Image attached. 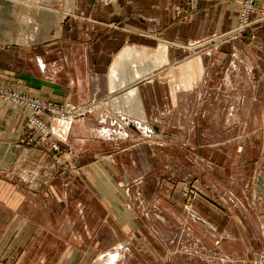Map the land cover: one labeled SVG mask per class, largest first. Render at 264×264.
I'll use <instances>...</instances> for the list:
<instances>
[{
	"label": "crops",
	"instance_id": "crops-1",
	"mask_svg": "<svg viewBox=\"0 0 264 264\" xmlns=\"http://www.w3.org/2000/svg\"><path fill=\"white\" fill-rule=\"evenodd\" d=\"M31 1L34 0H0V86L60 103L105 99L107 106L94 116L76 121L49 118L50 125L72 144L79 158H93V152L87 150H92L94 143L100 144L96 147L102 150L105 143L133 139L134 132L126 127L131 121L138 123L140 130L157 125L155 137L165 138L167 114L176 111L173 100L177 98L181 104L182 91L186 96L195 93L189 98L202 107L192 113L199 127L195 136L197 141L200 139L194 147L208 154L201 156L199 163L207 168L200 165L205 174L201 178L206 184L210 182V188L206 186L209 197H200L195 212L202 221L212 224V235L217 237L220 226L216 218L225 214L226 208L231 256L240 264H264V238L260 235L264 205H259V220L254 207L242 199L247 195L264 196V23L253 22L242 37L215 51L207 47L195 51L176 42L193 46L195 41L229 30L238 16L235 5L221 0H192L194 10L186 21L176 16V6L182 0H48L53 7L48 18L47 14L42 17L32 11ZM256 2L264 8V0ZM164 71L170 72L171 81L161 80ZM198 88L207 90L201 95ZM209 88L220 92L218 97L211 96ZM168 90L171 103L165 99ZM169 103L174 106L172 111L168 110ZM27 113L26 107L0 98L1 181L19 161ZM203 118L209 120L208 126H203ZM205 136L207 139L201 143ZM27 159L23 170L35 173V179L42 181L46 177L40 171L44 164L36 165ZM137 159L133 158L135 167ZM223 167L229 183L226 192L240 203L239 207H226L212 189V183L217 181L214 173ZM116 170H120V178L122 170ZM129 171L130 165L126 172ZM129 178L126 176L127 186ZM69 180L52 184L48 179L37 191L17 180V191L10 184L0 190V237L12 227L15 213L25 216L29 206L36 211L53 209L58 204L69 209L76 202L75 195L70 196L73 191L84 192L78 202L86 206L82 199L90 200L86 199L87 189L75 185L73 177ZM116 182L123 187L121 180ZM97 184L96 189L102 190L98 179ZM68 218L43 223L33 218L39 226L38 235L34 245L22 254L21 264H60L61 242L66 237L56 234L54 227L61 224L71 231L74 222ZM47 226L52 227L58 249L45 246L51 236L45 234ZM222 240L218 239L221 247L225 246ZM110 252L115 251H109L105 262L113 256Z\"/></svg>",
	"mask_w": 264,
	"mask_h": 264
},
{
	"label": "rangeland",
	"instance_id": "rangeland-1",
	"mask_svg": "<svg viewBox=\"0 0 264 264\" xmlns=\"http://www.w3.org/2000/svg\"><path fill=\"white\" fill-rule=\"evenodd\" d=\"M34 1L29 3L32 11L42 17H46L45 14H47L48 18L53 10L48 0ZM221 1L235 5L238 13V6L234 1ZM192 4V0H182V3L176 6V16L188 21L194 10ZM223 32L226 31H219L204 40L195 41L193 46L185 42L177 41L176 43L188 50L189 48L195 51L202 50L204 47L208 48V45L210 47V39L213 36ZM204 42L209 43L206 46ZM211 51H215V49H211ZM160 78L164 82L172 80L170 72L166 71L160 75ZM209 89L212 90L211 96L218 97L220 92L215 88ZM206 90L196 89L201 95L205 94ZM168 93L169 96L165 99L166 102L170 101L171 103L170 91ZM194 94L186 96L182 91L181 104L177 98L173 100L177 103L176 111L173 114H167L166 130L168 134L165 138L155 137L156 126L154 124H150L151 127L146 126L143 130L126 125L130 131L134 132L133 139L116 140L110 145L105 143V149L102 150L96 147L100 144L94 143L91 145L92 150H87L93 152V158L76 156L75 148L73 149L72 144L64 140V136L58 135L57 129H53L50 125L49 118L76 121L86 115L94 116L102 110L107 102L105 99H89L80 103L70 100L60 103L35 96L54 106H59V108L61 106L70 110V104H72L79 109V113L72 116L69 113L62 115L60 110L54 113H45L41 117L42 120L40 118L39 121L46 122L50 126L49 129L38 126L40 122L34 127H26L30 112L26 105L22 106L26 107L28 111L21 132V138L24 141L21 143L23 149L19 154V161L9 172L4 174V181L0 180V190L10 184L17 191L19 188L17 180H19L24 187L37 191L48 179L52 184H56L57 180H60L61 183H68L69 179L73 177L75 185H82L83 189H87L86 199L90 198L91 201L82 199L86 205L82 207L78 202V197L84 192L73 191L70 196L75 195L76 202L70 205L69 209L60 208L58 204L53 209L36 211L29 206L25 214L28 218L18 212L15 213L12 227L8 228L0 237V263H22L20 262L22 254L28 250L29 245H34L38 235L39 226L36 221H33V218L39 219L43 223L52 218H60L59 220L63 222L70 217L68 219H72L75 223H73L71 231L61 224L59 227H54L56 234L66 237V240L61 242L63 255L60 264H240L229 252L232 246L229 241L227 209H224L225 214L221 213L216 218L220 226V231L217 232L218 238L212 235L214 231L212 224L202 221L195 212V208L200 205V197H209L210 190L206 186H209L210 182L208 181L206 184L201 178L205 174L201 173L203 165L199 163L200 157H205L208 154L196 151L194 147L200 142V139L197 141L198 137L195 136L199 127L192 113L198 109V106L202 107V104L197 105L193 98H189ZM170 103L167 107L172 111L174 106H171ZM201 121L203 126H206L209 120L203 118ZM146 128L150 129L149 133L144 132ZM216 138L219 137L216 136ZM206 139L205 136L201 143H204ZM164 141L167 144H162ZM134 143L137 145L131 147ZM75 147L77 148V145ZM135 156L139 158L136 167L132 165ZM26 157L29 158L27 160L30 163L44 164L40 168V171L45 172L46 176L42 181L35 179V173H26L23 170ZM41 158L44 161L39 164ZM129 165L131 171L126 172ZM87 168H94L95 171H87ZM225 168L223 167L222 171H220L221 169L215 171L214 175L217 176V181L212 183V189L223 205L239 207L240 203L235 201L232 194L226 192L229 183L225 180ZM116 169L122 170L120 178H118L120 170ZM129 175L131 177L128 180L130 185L127 186L125 181L126 176ZM97 179L103 187L102 190L96 189ZM120 180L121 185L123 184L122 188L116 182ZM13 197L17 196H12V199ZM242 199L249 207H254L252 209L255 210V214L260 220L264 212L261 213L258 209L259 205H264V196L247 195ZM197 223L200 226L202 223L205 229L202 226V228L199 227ZM260 225L262 226L260 235L261 238H264V224L260 222ZM10 231L12 234H9ZM44 231L46 235H51L53 232L50 226L44 227ZM218 239H223L225 246L221 247ZM55 242L51 235L47 238L45 246L48 249H52V246L55 248L58 245ZM5 243L9 244L5 245ZM113 250L115 252L110 253L113 254L112 258L115 257V261L105 262L106 255ZM243 264L249 263L245 261Z\"/></svg>",
	"mask_w": 264,
	"mask_h": 264
},
{
	"label": "built area",
	"instance_id": "built-area-1",
	"mask_svg": "<svg viewBox=\"0 0 264 264\" xmlns=\"http://www.w3.org/2000/svg\"><path fill=\"white\" fill-rule=\"evenodd\" d=\"M232 1H234L235 4H237L238 6L237 22L234 25V27L231 28V30L213 36L210 39V47L208 45L209 42H204L206 46L208 45V50L217 49L223 43H228L234 41V39H238L242 37L249 29V26L255 21L264 23V8L258 6L256 4V0H232ZM0 97L6 100H11L13 102H16L21 106L26 105L28 107V111L30 112L28 116V120L26 122V127L28 128L34 127L35 124L39 123L40 122L39 119L45 113H54L56 111L58 112L59 110L62 111L61 112L62 115L69 113L72 116V115H77L79 113V109L72 104H70L71 105L70 110H66L61 106L59 108V106L56 105L54 106L52 103L43 101L40 98L38 99L35 96L22 95L18 92H14L11 90L8 91L2 87H0ZM38 126H42L46 129L50 128V126L44 121L40 122Z\"/></svg>",
	"mask_w": 264,
	"mask_h": 264
},
{
	"label": "water",
	"instance_id": "water-1",
	"mask_svg": "<svg viewBox=\"0 0 264 264\" xmlns=\"http://www.w3.org/2000/svg\"><path fill=\"white\" fill-rule=\"evenodd\" d=\"M129 124L132 125L133 127H135L136 129H138V126H139L138 123H134V122L131 121V122H129ZM155 126L158 129V126L157 125H155ZM145 132L149 133L150 132V129L146 128V131Z\"/></svg>",
	"mask_w": 264,
	"mask_h": 264
},
{
	"label": "bare ground",
	"instance_id": "bare-ground-1",
	"mask_svg": "<svg viewBox=\"0 0 264 264\" xmlns=\"http://www.w3.org/2000/svg\"><path fill=\"white\" fill-rule=\"evenodd\" d=\"M114 259H115V257L112 258L111 256H109L107 260H109V262L111 263L112 261H115Z\"/></svg>",
	"mask_w": 264,
	"mask_h": 264
}]
</instances>
